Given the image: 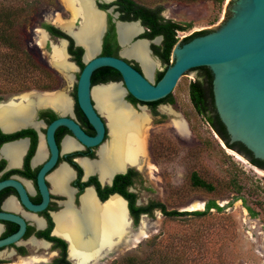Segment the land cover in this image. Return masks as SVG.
<instances>
[{"label":"rangeland","instance_id":"rangeland-1","mask_svg":"<svg viewBox=\"0 0 264 264\" xmlns=\"http://www.w3.org/2000/svg\"><path fill=\"white\" fill-rule=\"evenodd\" d=\"M135 1L150 7L160 5V14L164 19L187 25L186 30L176 32L177 41H181L194 31L211 30L220 23L227 0L222 5L214 4L212 0ZM16 3V0H0V6ZM54 12L63 19L69 17V10L63 0H29L17 30L22 46L31 53L36 65L48 70L25 68L13 61L0 65L6 76L0 88L1 98L29 90L75 91L79 70L73 72L74 81L69 84L62 73L50 64L46 52L50 50L49 46L44 49L37 43L38 28L52 25ZM1 50L8 52L7 48ZM154 58L159 61L150 79L152 81H155L156 73L166 66L156 55ZM198 75V69L189 70L173 88L170 104L160 103L159 110L153 115L146 111L150 117L147 140L152 158L144 160L148 166L139 170L133 188L141 204L155 201L163 203L167 210L203 211L205 203L214 200L222 210L218 212L212 208L204 215H165L160 210H154L140 217V221L132 225L133 229L129 227L133 234L120 242L102 264H111L128 254L145 255L150 251L151 241L164 235L170 236L172 241L179 240L184 259L193 257L204 264H264V169L252 164L237 151L230 149L233 151L231 153L228 147L222 146L216 131L196 111L188 87ZM22 76L36 78V83H48L50 87L14 88L13 81ZM164 104L170 105L186 121V135L176 130L173 121L177 116L165 112ZM193 172L209 183L212 189L192 185ZM235 197H242L243 200H235ZM244 202L257 211L256 217L249 215ZM193 204L195 207H191ZM138 225L143 226L144 233L142 237L134 239V233L139 231ZM12 248L4 250L13 251ZM39 248L43 247H31L26 250L29 255L24 257L16 254L10 258L0 257V264H51L52 258Z\"/></svg>","mask_w":264,"mask_h":264},{"label":"flooded vegetation","instance_id":"flooded-vegetation-1","mask_svg":"<svg viewBox=\"0 0 264 264\" xmlns=\"http://www.w3.org/2000/svg\"><path fill=\"white\" fill-rule=\"evenodd\" d=\"M116 1L117 0L94 1L95 6L105 12V30L103 31L101 38H99L101 42L100 50L98 52L99 55H106L102 54L103 46L106 44L107 46H110L112 50L116 47L115 54L112 56H119V52L123 48L118 38L119 35L116 23L122 21L130 22L139 20H125L120 18V11L118 10ZM103 5H106V7L104 8ZM111 6H113V10L108 11V8ZM114 13H117L116 17L114 16ZM54 16H57L56 12H54ZM68 19H71L70 12L69 17L66 20ZM73 24L74 27H78V19ZM140 25L144 30L140 32L138 37L146 38L143 36L146 32V27L142 25L141 21ZM42 26L43 28H38V30L44 29L49 34L48 40L45 41L44 49H47V47L49 46L50 50H46V52L49 54L51 51L50 42H57L61 39H65L67 40V44H65V47L68 53V61L70 63L74 62L80 68L77 61L79 60L83 65L82 59L84 48L82 45L75 42L76 38L55 25L53 21L52 25L50 26H52L54 30H48L45 27L46 25ZM157 36L162 37V35ZM155 37L156 36L148 39L152 40ZM161 42L162 38L158 43L151 42L150 48L152 44L160 45ZM151 55L155 56L153 50L151 52ZM127 60L132 63L134 67L137 66L136 68L138 70H141L139 61L135 60L134 58H128ZM76 70L71 71L72 75ZM78 74L76 75V79ZM119 80L121 79L117 80L111 73H100L94 76V78H92L91 76V84L94 85V87L101 86L99 84L102 83L118 82ZM94 87H92V89ZM36 91L38 90H29L2 98L0 97V105L9 103L28 104L30 105L31 111V113L25 116V123L12 125L5 124L3 126L0 122V183H4L2 186H0V212L12 213L22 218L25 222V231L20 238V242L18 244L7 246L8 249L14 247L12 248L14 252L12 250L9 251L12 252V255H3V258H10L14 254L21 257L27 256L29 254H26V250H29L31 247H33L32 242H36V244L41 245L36 246V248L43 247L39 249H43L44 253L47 254L49 258H52L51 264H54L57 260H61L62 255L65 260L69 262V260L67 259V246L69 254V239L66 235L57 231V219H63L64 213L67 209L77 212L80 211L83 206V198L88 191L92 192L95 200L99 204H103L104 202H106L110 198V195L114 193H118L123 196L122 192H120L119 190L109 192V188L111 187H116L128 193L134 194V206L147 207L155 201H147L146 203L141 204L133 188L135 180L139 175V170H141L143 166H148L146 162L144 163L145 159L142 156H138L139 161L137 162V157L135 161L136 165L128 166L125 172L115 171L117 173L113 172L114 174L112 173V176L108 175L106 178L103 177V179L101 178V173L104 169L103 165L97 164L96 168L94 169H86L87 164H94L98 161L99 148L108 141L107 139L110 136L109 126L107 125L106 118L96 107V102L93 96L92 103L102 114V120L105 123V131L104 136L99 144L88 146L75 135V133L72 129L69 128V126L65 124L56 125L54 130L52 131L51 139H49L48 137V129L50 127V124L60 117H66L73 121L75 124H77L78 130H80L87 136L95 135L96 131L94 127L89 123L87 117L82 112L77 103L76 89L72 93L66 92L68 98V109L65 112H62L53 104L52 106L51 103L38 104L35 101L36 95L42 93H53L56 92L55 90L50 92H40L41 90H39V92ZM26 95H32L33 97H31V99L33 101L30 102V100L28 101L26 98H24V96ZM123 99L127 102H130L133 105V109L135 111L140 110L138 112H141L144 108L145 112L149 111L152 115L157 113L160 103H171L169 102L170 100L168 98L165 101L159 102L153 106L148 103L133 101L128 94L127 96L124 95ZM209 112L212 113L211 110ZM21 118V116H11L10 118L4 119H6V122H9L10 124V121L18 122ZM146 155L147 156L145 158H147L149 161L152 156L150 155L148 149V140ZM117 175L126 176L124 178L116 179ZM21 192L25 194L28 200L34 205L42 204L46 197L43 208L36 211L29 209L22 202ZM123 198H125V200L127 201V208L129 211V216L131 218V224H128V229H126L127 234H125L126 236H124V238H127V235L131 236L133 234V232H130L129 227L133 229L132 225H134L135 222L129 208L130 199L129 197L125 196H123ZM154 210L160 209L158 207H155L152 209V212ZM146 214H148V212L140 213L138 221H140V217ZM126 218L129 223L127 214ZM18 228L19 225L16 222L0 219V238L14 233ZM119 241L114 249H103L102 251H100V255L105 258L106 256L104 255L108 251L112 252L116 249L117 245L120 243ZM63 244H65V247H63ZM4 249H0V251L2 252V250ZM4 252L9 253L6 250H4ZM69 264L71 263L69 262Z\"/></svg>","mask_w":264,"mask_h":264},{"label":"water","instance_id":"water-1","mask_svg":"<svg viewBox=\"0 0 264 264\" xmlns=\"http://www.w3.org/2000/svg\"><path fill=\"white\" fill-rule=\"evenodd\" d=\"M97 10L103 11L98 8ZM112 10L113 6L108 8V11ZM114 16L116 17L117 13H114ZM79 22L80 19H78ZM118 23H137L141 28V32L144 30L139 20L117 22V31ZM104 30L105 26L103 27ZM45 33L47 36L49 35L47 31ZM139 34L132 36L129 43L132 45L137 41H145L150 53L152 52L150 43H158L162 38L156 36L151 40L140 38L138 37ZM63 40L67 44V40ZM75 42L84 48L83 66L79 68L72 62L79 70L75 88L77 103L96 133L94 136H87L78 130L77 124L73 121L66 117H60L50 124L48 129L49 139H51L52 131L56 125L65 124L86 145L94 146L101 142L104 136L105 123L102 120V114L93 105L91 96V90L94 87L91 84V76L100 67L108 66L117 70L121 80L99 85L120 83L126 94L131 95L139 102L148 103L169 95L180 77L189 70L206 66L212 74L211 89L214 108L225 127L228 143H240L250 151L253 158L264 161V0H227L222 21L213 29L184 43L177 41L174 44L170 53V64L157 81L148 79L142 67L141 70L134 67L127 60L128 57L122 55V50L119 52V56L99 55L98 52L101 46L99 41L97 53L88 59H84L85 42H77L76 39ZM65 52L68 54L66 47ZM125 102L133 108L130 102ZM220 140L228 147L221 138ZM240 155L245 157L243 154ZM125 171L126 169L123 172ZM3 184L0 183V186ZM114 194L123 198L118 193ZM21 199L29 209L34 211L42 209L46 201L45 197L42 204L34 205L22 192ZM123 199L125 200V198ZM125 202L127 208V201L125 200ZM127 216L130 225L131 218L128 208ZM0 219L13 221L19 225L17 231L0 238V249L18 244L25 231L24 220L7 212H0ZM124 239H120L119 242ZM106 255L110 256V254ZM101 257L98 254L96 256L90 255L81 262L75 263V261L68 258L67 246V259L71 264H102L105 259L102 260Z\"/></svg>","mask_w":264,"mask_h":264},{"label":"bare ground","instance_id":"bare-ground-1","mask_svg":"<svg viewBox=\"0 0 264 264\" xmlns=\"http://www.w3.org/2000/svg\"><path fill=\"white\" fill-rule=\"evenodd\" d=\"M63 1L71 13V19H62L61 15L57 14L53 23L73 35L77 42H85L86 52L84 59H88L98 51L99 38H101L104 27L105 12L97 10L94 5L95 0ZM77 19H80L79 26L74 27L73 23ZM140 32L141 28L137 23H118V38L123 48L121 51L122 55L139 61L144 74L148 79H151L153 71L158 65V60L148 51L145 41H137L132 45L129 43V39ZM38 34L37 43L43 47L45 41L48 40V36L43 29L38 30ZM50 46L49 58L51 65L61 72L66 81L71 84L74 78L71 71L76 70V67L67 59L65 41L61 39L57 42H50ZM66 92V90H62L38 94L35 101L38 104L51 103V105L53 104L62 112H65L68 109ZM125 94L126 91L120 83L96 86L91 90V96L95 99L96 107L106 118L110 136L108 141L99 148L98 161L94 164H87L86 169H94L97 164L103 165L102 179L115 171L123 172L128 166L136 165L135 161L138 156H142L147 161L145 157L147 156V134L150 127V117L144 108L141 112H138L126 104L122 100ZM31 97L33 96H24L30 102L33 101ZM163 109L165 112L177 116V119L173 121V125L180 134L186 135L188 133L187 123L180 117V114L175 112L170 105H164ZM29 113L31 111L28 104H1L0 122L3 126L5 124L25 123L24 118ZM11 116H21L22 118L18 122L10 121L11 123L9 124L4 118H10ZM220 142L224 146L222 141ZM228 150L233 153L230 149ZM236 157L241 159L237 154ZM116 195H110V198L108 197L109 199L105 200L106 202L99 204L92 192L88 191L83 198V206L80 211L67 209L63 219H57V231L63 233L69 239L68 258L70 257V260L79 263L87 256L100 255V251L103 249H114L118 241L126 236V229H128L129 224L126 218V202L122 197L121 199L118 197L119 195ZM191 207H195V204L191 205ZM143 233V226L141 225L139 231L134 233V239L142 237ZM32 246L36 248V246L41 245L32 242ZM109 253L108 251L106 254ZM106 254L104 256H107ZM3 255L11 256L12 252H0V256L4 257ZM101 259L103 260L104 257H101ZM28 263L23 262L20 264Z\"/></svg>","mask_w":264,"mask_h":264},{"label":"trees","instance_id":"trees-1","mask_svg":"<svg viewBox=\"0 0 264 264\" xmlns=\"http://www.w3.org/2000/svg\"><path fill=\"white\" fill-rule=\"evenodd\" d=\"M16 1V4L0 6V50L1 48L8 49V52H4L2 50L0 51V65L13 61L17 63L18 66L22 65L25 68H31L33 70H35L36 68H39L41 70H48V68L46 67H39L38 65H36V61L33 59L31 53L22 46L21 37L17 30V26L22 17L21 14L26 10V6L28 5L29 0ZM181 1L191 2L195 0ZM224 1L225 0H212V2L216 5H222ZM116 4L118 5V10L120 11V18L125 20L139 19L141 21L142 25L146 27V32L143 35L144 37L153 38L154 36L162 35L161 44H152L151 48L153 50V53L166 65V68L170 64L169 60L171 49L178 40L176 32L178 30H186L188 26H182L175 21L164 19L160 14L162 10V7L160 5L150 7L140 4L135 0H117ZM103 7L105 8L106 5H103ZM45 27L48 30H54V28L50 25H46ZM208 31L209 29L194 31L191 34L184 36L181 39V42L184 43L191 38L198 35H203ZM115 51L116 47L112 50L110 46H107L105 44L103 46L102 54L114 55ZM77 63L80 68L83 66L79 60L77 61ZM194 69H198L199 75L197 79L189 83L188 90L190 100L192 101L196 111L206 118L207 122L216 131V134L219 136V138H221L229 148H232L240 154H243L252 164L264 169V161L253 158L250 151L247 150L242 144L228 143V135L226 133L225 127L220 121L213 104L211 89L212 74L206 66H201ZM164 70L165 69L156 73L155 81L160 79ZM100 73H111L117 80L121 79L119 72L108 66H103L96 69L92 74V78ZM5 80L6 76L2 73L0 67V88L2 86L1 84H3ZM13 86L16 89H28L32 87L47 89L50 87L48 83H36V78H27V76L19 77L18 79L13 81ZM170 96L171 93H169V95H167L163 99L148 102V104L154 106L157 103L163 102L168 98L170 100L169 102H171ZM129 97L133 101H137L131 95H129ZM210 110L212 111V113L209 112ZM125 176L126 175H117L116 179L124 178ZM191 183L194 186L212 189V186L201 179L195 172L191 174ZM109 190V192L119 190L120 192H122L123 196L129 197V208L130 212L133 215L135 223L138 222L140 213L148 212V214H150L152 212V209L155 207H158L165 215H204L209 209L212 208L218 212L222 210V207L219 206L214 200H208L205 203V209L203 211L167 210L165 208V205L159 202H153L147 207L134 206V194L128 193L116 187H111L109 188ZM237 199L243 200L242 197H235V200ZM243 204L251 217H256L258 215L257 211H255L252 207L247 205L245 202ZM169 237L164 235L158 240L153 239L150 243V251L145 255L128 254L118 260L112 261L111 264H204L196 261L193 257H191L190 259H184L181 254L182 244L178 239L172 241L169 239ZM63 247H65V244H63ZM54 264H69V262L65 260L62 255L61 260H57Z\"/></svg>","mask_w":264,"mask_h":264}]
</instances>
